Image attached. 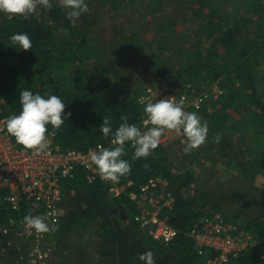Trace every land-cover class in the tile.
<instances>
[{"label": "trees", "instance_id": "16d2710c", "mask_svg": "<svg viewBox=\"0 0 264 264\" xmlns=\"http://www.w3.org/2000/svg\"><path fill=\"white\" fill-rule=\"evenodd\" d=\"M85 2L88 11L76 18L75 23L68 19L61 0H52L50 9L38 7L28 18L16 16L10 20L8 14L0 12V95L7 103L5 113L9 117L19 114L20 92L24 89L34 94L58 95L70 115L64 117L59 129L48 125V135L53 133L64 150L85 151L111 139L100 131L104 117L112 123L113 131L122 123L121 115H127L129 123L144 128L139 95L144 85L154 83L157 75L170 72L173 74L170 80L175 81L179 93L186 92L188 84L207 93L215 85L226 89L219 98L206 101L200 110L188 111L198 112L201 121L207 122L206 139L217 141L220 149H227L228 133H231V154L227 150L222 157L228 158L231 166L234 161L241 176H231L224 187L220 184L215 187L208 180H196L195 173L189 169L174 170V145L161 142L149 157L133 160L134 149L127 144L123 158L132 167L130 174L120 180H134L137 189L153 176L167 178L174 199L169 222L178 234L166 244L154 239L139 225L137 205L127 194L113 196L107 182L99 178L89 182L86 171L79 168L75 178L64 180L63 203L67 215L50 231L57 241V246L54 241L57 263L144 264L139 256L151 250L156 264H205L191 231L204 214L222 211L227 220L260 240L258 247L243 251L226 264H264V183L256 186L254 179L264 176V0L157 1L158 6L170 2L178 15L193 17L195 47L190 49L187 34L176 33L173 20L150 24L148 30L157 34L156 37L151 34L153 38L144 37L136 28L133 30V21L128 20L117 29L120 39L109 44L101 39L105 33H100V20L105 13H125L128 5L137 1ZM141 2L138 0V5ZM157 10L155 7L153 12ZM114 16L112 19L116 20L117 15ZM21 32L30 36L32 49L11 46V35ZM175 53L183 56L180 58L184 61L178 65L174 61ZM136 56L150 57L155 63L158 57L152 68L154 77L146 78L140 86L137 83L142 79L139 76L137 80L131 79L128 65L125 68V62L128 64ZM72 64L76 77L67 78L64 71ZM236 114L242 118L237 119ZM229 118L235 123L226 127ZM254 120L260 121L255 128ZM243 125L257 138L251 146L244 144L248 142L246 134L236 138ZM256 143L258 147H254ZM5 195L6 190L0 188V225H7L11 217L40 215V211L25 206L20 211L13 210ZM85 233L89 234L88 239L82 241ZM74 235L77 241L72 240ZM12 237L13 232L0 231V261L22 264L16 245H8Z\"/></svg>", "mask_w": 264, "mask_h": 264}, {"label": "built area", "instance_id": "2783aa9c", "mask_svg": "<svg viewBox=\"0 0 264 264\" xmlns=\"http://www.w3.org/2000/svg\"><path fill=\"white\" fill-rule=\"evenodd\" d=\"M172 78L170 72L159 74L154 83L144 85L138 98L142 109V129L148 127L143 124L147 116L144 106L148 100L155 102L160 98L171 97L177 102L182 100L187 111L192 108L200 110L206 101L218 98L223 92L216 85L210 89L211 93H207L188 84L186 92L179 93L175 81L170 80ZM6 104L5 98L0 95V188L6 190L5 199L13 210L20 211L23 206L28 210H38L40 215L47 218L52 230H55L68 212L63 203L64 180L75 178L79 168L86 171L89 182L101 179L95 165L91 164L89 151L110 147L111 139L85 151L75 148L64 150L52 133L48 135V148L37 154L20 146L14 136L7 132L6 120L9 116L5 113ZM103 181L108 183L115 197L127 194L135 202L136 219L151 237L166 244L178 234L177 228L169 222L174 199L167 178L153 176L137 189L134 188L135 181L129 178L118 182ZM0 231L4 234L14 233L8 245H16L20 253L26 252L27 261L31 264H43L52 257L54 246L49 240L50 231L38 233L19 216L11 217L7 225H0ZM191 236L199 254L204 256L205 264H226L243 251L260 244V240L253 234L240 229L216 211L204 214L193 227Z\"/></svg>", "mask_w": 264, "mask_h": 264}, {"label": "clouds", "instance_id": "9594fccd", "mask_svg": "<svg viewBox=\"0 0 264 264\" xmlns=\"http://www.w3.org/2000/svg\"><path fill=\"white\" fill-rule=\"evenodd\" d=\"M62 7L67 10V17L75 23L83 13L88 11L85 0H61ZM38 7L50 9L52 0H0V12L8 14V19L16 16L28 18ZM11 46L18 45L19 49H32V41L27 33H13L10 37ZM16 48V47H15ZM19 103L21 111L6 120L7 132L15 137L18 144L39 154L48 148V125L59 129L64 123L65 102L58 95L33 93L30 89L20 92ZM147 114L143 124L151 125L142 129L136 124L129 123L127 115H121L122 123L113 131V125L106 117L100 125V131L107 138L111 136V146L98 151H89L91 164L95 165L102 180L118 182L121 177L130 174L131 163L123 157L126 145L134 149L132 159L149 157L161 143L165 129L182 132L187 139L184 152L202 145L207 138L208 125L202 122L195 112L185 110L183 101L170 98H160L155 102L148 100L144 106ZM26 225L38 233L52 230L47 218L42 215H26ZM144 264H156L151 250L142 252L139 256Z\"/></svg>", "mask_w": 264, "mask_h": 264}, {"label": "rangeland", "instance_id": "374dc122", "mask_svg": "<svg viewBox=\"0 0 264 264\" xmlns=\"http://www.w3.org/2000/svg\"><path fill=\"white\" fill-rule=\"evenodd\" d=\"M136 1L137 2H134L132 5H128L127 9L125 10L126 11L125 13L122 11H121L122 13H119V14L105 13L102 20H100L99 19L100 17H98V20L101 21L99 24L101 26V28H99V29L102 32H100V33H105L103 35L104 37L101 38L102 40L104 39L105 42L106 41L110 42L109 44H111V43L114 44L115 42H117L118 39H120L119 38L120 32L117 31V29L122 27L123 22H127L128 20L133 21V24L131 25V28L133 30H135V28H136V31H140V33L144 34L143 35L144 37L148 36L149 38L152 37L151 34H153L154 37H156V35H157L155 32L154 33L152 32L154 30H152V29L148 30L147 27L150 24L153 25L154 23H157L158 21L163 22L166 20H168V21L173 20V21H175L174 22L175 26L173 27V29H175L174 31L176 33L181 31V32H185L187 34V40L191 44L190 45L188 44L187 45L188 47L187 46H185V47H187L189 49L192 47H195L194 43L192 42V39L194 40V37L192 38V36L194 33H196L195 32L196 31L195 30L196 25H193V22H191V21H193V17H190L187 14H185L184 17L181 14L178 15L177 11L174 10L173 5L170 2H166L165 5H164V3H162V4H160V6H158L159 0H139V2L142 1L139 5H138V0H136ZM155 7L158 9L157 12H153ZM160 11H162L161 15H160ZM114 15H117L116 20L112 19V16H114ZM157 17L159 19H157ZM184 18L187 19L186 22L184 21L185 20ZM144 20H147V21L144 22ZM141 23H143L144 25ZM128 26L129 25H127L126 27H128ZM189 27H193V28L189 29ZM113 39H115V41H113ZM188 41H187V43H189ZM118 45H119V43L117 44V47H118ZM104 46H108V44H104ZM187 48H183V49H187ZM187 51H185L183 53L186 54ZM148 52H149V50H147L146 53H148ZM130 55H132V54H130ZM173 57H174V61H175V63H177V65L181 61H184V60H181V58H180V57H183L181 53H175L173 55ZM161 58H163V57H160V60H161ZM131 60L132 61H129L128 64L125 62V68H127V65H128L130 72H132L131 79L137 80L136 76H139V78L142 79V82L139 81V83H137L138 86L142 85L144 83L143 81H145L146 78L152 79V77H154V71L152 70V68L155 64H157L158 57L156 58V63L152 62V61H154V59L152 61H150V57H147V56H145V57L144 56H141V57L136 56L135 60H133L132 58H131ZM73 68H74V65L72 64L71 67H69L68 69H66V71H64V73H66V75H67V78L68 77H70V78L76 77V74L73 73ZM143 75H145L147 77H143ZM222 90H223L222 94L226 92L225 88H222ZM212 101H213V99H212ZM210 111H212V108H210ZM230 112H231V110H230ZM195 113L201 119V116L198 114V112H195ZM236 118L240 119L242 117L239 114H236ZM231 122L232 121L229 118V120L227 121L226 127H227V125L230 126L231 124L235 123V122H232V123ZM253 122H255V124L253 123L254 128L257 125L256 122L260 123V121H256V120H254ZM236 124L238 125L240 123L236 122ZM258 129L260 130L259 127H258ZM248 130H249V128L244 127V125L242 127H239V131L236 132V138L246 134L245 139L248 142L244 143V144H248L249 146H251V142L255 143L257 141V138L253 137L254 133L249 132ZM228 134H230L229 141L231 142V133L229 132ZM226 136H228V135H226ZM161 142H164V144H166V145H174V150H175L174 163L176 165L174 167L175 168L174 170L176 172L177 171L183 172V171L189 169L192 173H195L194 176H195L196 180L197 179L200 181L203 179L208 180V182L210 184H214L215 187H217L219 184L224 187L229 182V179H231V176H241L240 171H238L236 166H235V162L233 161V164L231 166L230 162L227 163L228 158L222 157V154L227 152V150H228V153L231 154V150H230L231 145H229L230 142L228 144V147L226 146L227 149H223V148L220 149L219 148L220 144L217 141L214 140V142H213V140H211V142H209V140L206 139V141L202 145L191 150L190 152L185 153L183 149L187 143L186 137L183 135L182 132H177L176 130H167V129H165V131L162 134ZM254 147H258V144L256 143ZM202 150H206V153L204 154V152ZM197 151L199 152L198 155H197ZM191 156H192V159L190 161L189 158ZM229 159L231 160V155H230ZM254 179H255V185L256 186L261 187L263 185L264 176L258 175ZM194 188H195V185L192 184L191 185V193L194 192ZM227 189H228L227 190L228 192L231 191V187H228ZM236 193H238V192H236ZM217 212L221 213L222 211H217ZM88 236H89V234L85 233V236H83L81 238L82 241H86L88 239ZM49 240L53 243L54 249H53V252L51 255L52 257H50V259L46 260L44 263L45 264H58L57 259H56L57 256L55 254V252H56L55 249H57V247H56L57 241L55 238H52L51 234H49ZM72 240L77 241L75 235L72 237ZM54 241H56V246H55ZM17 254H18L19 260L22 264H31L29 261H27L26 252L23 251L22 253H20L17 250ZM4 263L5 262L3 260L0 261V264H4Z\"/></svg>", "mask_w": 264, "mask_h": 264}]
</instances>
